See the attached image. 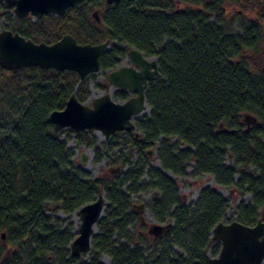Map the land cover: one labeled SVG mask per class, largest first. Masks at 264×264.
<instances>
[{
    "label": "trees",
    "instance_id": "obj_1",
    "mask_svg": "<svg viewBox=\"0 0 264 264\" xmlns=\"http://www.w3.org/2000/svg\"><path fill=\"white\" fill-rule=\"evenodd\" d=\"M250 1L120 0L105 3L101 24L91 17L92 0L35 20L4 14V27L34 42L51 44L66 33L81 43L110 39L100 57L102 71L120 63L126 50L119 44L125 43L157 58L158 73L145 91L150 113L136 124L144 141L132 136L139 160L113 182L75 165L74 151L49 120L74 91L81 101L89 98L88 78L67 69L0 66V264H103V251L111 264H209L221 247L211 241V229L225 219L228 201L205 186L188 205L166 171L182 179L208 175L219 186L248 191L252 201L237 205L235 219L247 225L259 219L264 209V0ZM224 2L241 7L239 30ZM251 6L256 18L242 12ZM0 8H5L1 1ZM246 113L258 119L249 130ZM87 132L73 134L77 143L92 147L95 139ZM148 144L157 145L160 168L146 162ZM226 157L233 163L227 165ZM145 172L159 192L154 217L173 223L150 255L141 247L149 238L135 240L127 229L134 212L121 188L131 182L133 190ZM102 191L109 202L108 223H99L104 235L97 239L98 249L81 263L69 248L76 233L70 224L54 221L46 208L51 202L72 212Z\"/></svg>",
    "mask_w": 264,
    "mask_h": 264
},
{
    "label": "water",
    "instance_id": "obj_2",
    "mask_svg": "<svg viewBox=\"0 0 264 264\" xmlns=\"http://www.w3.org/2000/svg\"><path fill=\"white\" fill-rule=\"evenodd\" d=\"M8 8H12L19 18L30 16L39 19L44 14L61 15L66 10L84 0H0ZM108 4L120 0H106ZM98 9L91 12L93 19L101 23ZM110 39L100 43H81L70 33L64 34L57 41L49 44L44 41L34 42L19 32L4 27L0 30V66L6 70L22 67L38 66L56 68L58 70L76 71L80 79L100 70V57L110 46ZM126 58L130 65L121 64L107 73L108 82L114 87L136 92L137 95L119 102L113 99L110 92H103L95 97L92 105L78 99L74 91L66 100L62 109L50 112L49 120L54 130L61 132L65 128L76 132L93 129L103 133L108 140L113 133L130 130L135 127L132 116L148 108L145 90L148 81H152L158 73V60L147 58L138 49H128ZM140 69L137 70L135 67ZM150 108V107H149ZM246 130L258 119L251 113L244 115ZM136 134L139 132L136 131ZM88 155L82 151L80 166L84 168ZM160 166V164H159ZM161 167V166H160ZM120 169V167H119ZM167 175L168 171L165 172ZM217 191L219 188H216ZM104 191L96 198L76 210L80 219L77 235L70 243V252L74 257L88 252L92 238L96 234L97 223L108 204ZM139 215L141 223H148L143 214L144 205L132 206ZM173 225L172 222L148 223V233L154 237L165 234ZM5 241V233H2ZM211 241L219 242V253L209 258V264H264V219L259 218L254 224L247 225L238 219L229 222L219 221L211 229Z\"/></svg>",
    "mask_w": 264,
    "mask_h": 264
},
{
    "label": "rangeland",
    "instance_id": "obj_3",
    "mask_svg": "<svg viewBox=\"0 0 264 264\" xmlns=\"http://www.w3.org/2000/svg\"><path fill=\"white\" fill-rule=\"evenodd\" d=\"M225 3V10L227 14L231 17L236 18L237 17V10H239L241 7L237 5L236 3L232 2H224ZM248 3H251L250 0H248ZM4 5V4H3ZM5 8H0V30L4 28L8 24V21L5 19L4 14L9 13L12 18L17 17L15 12L12 8H8L6 5H4ZM183 6V5H182ZM252 6L247 11H242L245 16L248 18H256L257 12L256 10H252ZM93 9H91L92 11ZM91 13V12H90ZM242 13V14H243ZM33 20H35L34 17H30ZM238 18L235 19V29L239 30L238 27ZM124 44H119L120 47H122ZM1 71V70H0ZM92 76H88V84H89V90H90V96L86 100V102L89 105H92V101L95 97L101 95L103 92L110 91L112 94V97L116 100V88L111 87L110 83L107 80V71H98L96 73H92ZM150 108L148 107L141 116L145 117L149 115ZM245 126L246 122L244 121ZM253 124H251L252 126ZM87 133L90 135V137H94L95 144L92 147H88L86 144L82 143L79 144L75 140V134H73L74 130L65 128L62 130V139L66 140L67 146L71 148L74 151V158L73 161L75 165L80 166V154L82 151H84L88 155V160L84 165V169L88 172H90L93 176H103L107 179H110L113 182H120L122 174L131 167H134L135 164L139 160V153L136 149L133 148V141L132 137L129 138V134L126 132H118L116 134H113L108 140L105 139L103 133L100 131H95L93 129H88ZM100 132L101 136H98L96 133ZM151 150H153V154L147 156V153L144 152L146 157V162L149 166L160 168L159 161L156 156V150L157 146H149ZM98 154V155H97ZM225 163L227 165H230L233 163L232 159L229 157H226ZM193 165V163L191 164ZM120 167V169H119ZM116 168V170H115ZM115 170V171H114ZM188 171H191V167H188ZM116 175V176H115ZM171 176L178 187L179 194L181 195L182 199L185 201L186 204L191 205L193 204L199 195V192L202 187L210 186L213 188H219L218 192L228 201V207L225 212V219L223 221L229 222L236 218V207L239 203L245 202V203H251L252 198L251 194L248 191L241 192L239 189H237L235 186L230 187H224L219 186L215 183L212 176L203 175L201 177H195V176H188L186 179H182L180 177H176L173 174L169 172L168 174ZM118 177V178H117ZM238 175H235V180H237ZM131 182H127L122 185V190L125 191L127 194H129L131 198V206L135 205V209H137L138 205L143 204L144 210L143 214H145L147 222H158L152 211V207L154 204V201L159 198V192L156 188L151 187L149 184V176L146 174V172L141 176V178L137 181L136 184H134L133 190L130 189ZM156 194V199L154 198V193ZM105 197H106V191H104ZM109 203L106 205L105 209ZM48 207L46 208V213L51 216V218L55 221H61L64 222L66 225L70 224L72 227V230L74 233L78 232L80 219L75 211L72 212H65L61 208H58L57 205L49 202ZM105 209L102 217L97 223V229L96 234L92 238V245L88 252L82 253L80 256H78V261L81 263L89 262L90 259L93 257L95 249H98L96 245H99L100 242L97 243V239L101 238L104 234V232L100 229L99 223L106 224L108 221H106L105 217ZM131 210V209H130ZM134 212V211H133ZM72 213H76V216H73ZM260 217L264 219V209H261L260 211ZM77 217V218H76ZM168 222V221H167ZM165 222V223H167ZM148 223H141L139 215L134 212V218L133 223L128 226V231L130 235L135 239L138 240L140 237L142 238H149L146 243H142L141 247L146 250V255H150L153 251L154 244L160 241H164L163 237H153L148 233ZM163 224V223H161ZM116 232H114L112 241H116ZM123 242L128 241L127 239H123ZM175 251H178V248L176 246L173 247ZM207 255L211 256L210 250L207 251ZM99 260L103 264H111V258L108 252L103 251L99 255Z\"/></svg>",
    "mask_w": 264,
    "mask_h": 264
},
{
    "label": "flooded vegetation",
    "instance_id": "obj_4",
    "mask_svg": "<svg viewBox=\"0 0 264 264\" xmlns=\"http://www.w3.org/2000/svg\"><path fill=\"white\" fill-rule=\"evenodd\" d=\"M87 1H89V0H84V1H82V2H87ZM105 3H107V1L105 0V2H96V1H93L92 0V2L89 4V11H91V9H93L92 11H94V10H96V9H98L99 11H101L100 12V18H101V16H102V12L105 10ZM108 4V3H107ZM113 4V3H112ZM91 11V12H92ZM28 17H30V16H28ZM92 17V16H91ZM93 18V17H92ZM95 21V20H94ZM101 22H102V19H101ZM98 23V22H97ZM98 24H101V23H98ZM111 41V40H110ZM110 44H111V42H110ZM122 44H124L123 46H122V48L123 49H125L126 50V52H125V54H124V56H122V57H119V59H120V63L119 64H117L114 68H116V67H118L119 65H121V64H126V65H130V61H129V59H127L126 58V54H127V51H128V49L129 48H131V47H128L127 46V44H125V43H122ZM110 47V46H109ZM109 49V48H108ZM144 55V54H143ZM145 56V55H144ZM146 57V56H145ZM147 58H150V57H147ZM114 68H111V69H114ZM137 70H139L140 68L138 67V66H136L135 67ZM111 69H108V70H105V71H107V73L111 70ZM100 71V70H99ZM92 74V73H91ZM90 75V74H89ZM88 75V76H89ZM87 76V77H88ZM106 76H107V74H106ZM107 80H108V78H107ZM149 82L150 81H148V84H149ZM111 87H114V86H112L111 85ZM116 88V101H119V102H124V101H126V100H129L130 98H132V97H134V96H136L137 95V93L136 92H132V91H130V90H127V89H121V88H119V87H115ZM146 91V90H145ZM108 92H110V91H108ZM111 93V92H110ZM112 95V94H111ZM114 99V98H113ZM115 100V99H114ZM86 101V100H85ZM145 111V109L144 110H142L140 113H138V114H136V115H134V116H132V122H133V124L135 125V127L134 128H132V129H130V130H125V131H120V132H126L127 134H129V138H131L132 136H134L135 138H137V139H139L141 142H143L144 140H143V136H142V134L137 130V127H136V124H137V122L139 121V120H143V119H145V117H143V116H141V114H143V112ZM136 131L137 132H139V134H136ZM119 132V131H118ZM118 132H115V133H113V134H116V133H118ZM112 134V135H113ZM157 146V145H156ZM134 149H136L137 151H138V148H134ZM144 152H146L147 153V156H149V155H151V154H153V150H151L150 148H149V144H148V146L144 149ZM115 170H116V168H115ZM114 170V171H115ZM116 176V175H115ZM156 192L154 193V197L155 198H153V199H156Z\"/></svg>",
    "mask_w": 264,
    "mask_h": 264
},
{
    "label": "bare ground",
    "instance_id": "obj_5",
    "mask_svg": "<svg viewBox=\"0 0 264 264\" xmlns=\"http://www.w3.org/2000/svg\"><path fill=\"white\" fill-rule=\"evenodd\" d=\"M147 109V108H146ZM98 136H101V133L100 132H97L96 133ZM155 198V197H154ZM73 216H76V213H72ZM77 218V217H76Z\"/></svg>",
    "mask_w": 264,
    "mask_h": 264
}]
</instances>
